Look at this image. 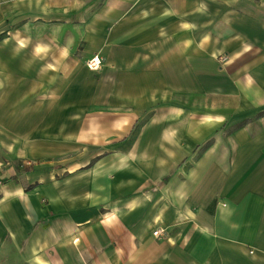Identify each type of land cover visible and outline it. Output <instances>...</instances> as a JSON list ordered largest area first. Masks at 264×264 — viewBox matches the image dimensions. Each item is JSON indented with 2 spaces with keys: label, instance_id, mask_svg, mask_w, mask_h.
<instances>
[{
  "label": "crops",
  "instance_id": "obj_1",
  "mask_svg": "<svg viewBox=\"0 0 264 264\" xmlns=\"http://www.w3.org/2000/svg\"><path fill=\"white\" fill-rule=\"evenodd\" d=\"M0 264H264V0H0Z\"/></svg>",
  "mask_w": 264,
  "mask_h": 264
},
{
  "label": "built area",
  "instance_id": "obj_2",
  "mask_svg": "<svg viewBox=\"0 0 264 264\" xmlns=\"http://www.w3.org/2000/svg\"><path fill=\"white\" fill-rule=\"evenodd\" d=\"M102 64V59L99 56H94L88 61V67L91 69H99ZM165 232L164 228H157L154 230L153 234L156 237L161 236Z\"/></svg>",
  "mask_w": 264,
  "mask_h": 264
}]
</instances>
